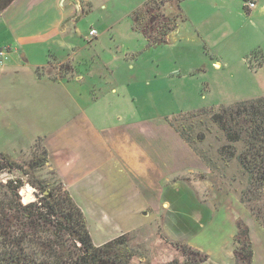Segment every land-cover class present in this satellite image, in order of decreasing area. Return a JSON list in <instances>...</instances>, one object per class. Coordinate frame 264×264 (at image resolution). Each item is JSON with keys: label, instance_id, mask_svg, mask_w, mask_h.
<instances>
[{"label": "crops", "instance_id": "obj_1", "mask_svg": "<svg viewBox=\"0 0 264 264\" xmlns=\"http://www.w3.org/2000/svg\"><path fill=\"white\" fill-rule=\"evenodd\" d=\"M145 1L15 0L2 11L0 49L7 48V55L0 66V135H13L9 139L19 148L32 146L41 138L47 152L46 166L51 165L81 211L92 207V212H103L115 206L131 208V214H135L149 209L152 215H171V223L176 225L186 217L188 235H193L186 236L187 244L213 258H223L231 249L239 219L249 228L252 264H264V233L257 229L253 217L165 120L133 118L130 104L136 95L130 92L129 82L122 77L103 80L99 92L109 85L110 92L117 95L112 99L106 95V101L105 95H99L93 102L89 98L84 102L80 92L69 87L71 81L82 80L79 68L83 64L79 58L92 59L91 53L83 52L96 47L100 39L94 27L89 31H96V37L89 38V34L83 33L79 27L82 17L97 9L118 8L109 18V31L128 20L125 34L141 37L149 47L145 38L133 31L131 20L132 12ZM261 1L241 0L239 11L233 12L240 21L239 32L244 30L249 38L255 30L246 26L241 16L250 19ZM188 2L196 11L190 9ZM224 2L184 0L180 4L185 19L181 24L193 28L205 53L218 51L215 37L221 27L226 26L232 35L236 34ZM248 2L255 7L248 9ZM239 12L243 14L239 16ZM218 14L220 28L218 25L215 29L211 26L210 30H200V25ZM242 43L239 41V47L245 49ZM251 45L247 43L244 56L257 48ZM56 65H68L71 72L55 79L44 75L39 78L35 72ZM84 66L89 73L86 81L94 79V73ZM213 66L221 68L219 62ZM112 103L120 109H111ZM126 106L132 113L129 116ZM186 198L191 205L184 202ZM256 233L260 234L257 242Z\"/></svg>", "mask_w": 264, "mask_h": 264}, {"label": "rangeland", "instance_id": "obj_2", "mask_svg": "<svg viewBox=\"0 0 264 264\" xmlns=\"http://www.w3.org/2000/svg\"><path fill=\"white\" fill-rule=\"evenodd\" d=\"M224 1L226 10L231 13L229 23L231 28L234 27L236 34L232 35L230 30H226V26H220L219 14L213 16L205 25H200L201 31L210 30L211 26L213 29L218 28V25L219 28L221 27L215 37L219 47L218 51H210V53H205L202 48L204 46L200 45L199 37H196L189 24L182 25L180 23L178 30L169 35L166 44L154 45L149 48L146 47L141 37L131 38L125 34L129 25L128 20L121 21L112 32L109 31V18L118 11V8L115 10L113 7H109L105 11L94 10L88 16L82 17L79 27L84 34H89V28L94 27L99 32L100 39L95 43L96 47L88 48L83 52L91 53L92 59L84 58V56L79 58L83 64L79 68V74L83 76L82 80L80 82L71 81L69 87L77 89L84 102L86 98L93 102V99L99 95H109V99H112L117 95L110 92L109 85L103 87L102 92H99L101 82L105 79L110 81L122 77L123 80L131 84L130 92L136 95V100L132 102V105L130 104L133 114L129 111V106H126V114H132L135 119L150 120L152 118L154 121L172 119L177 116L178 120L175 122L177 127L181 128L183 124L193 125L191 133L188 134L186 131L185 133L188 136L191 135L195 152L203 154L214 163L218 172L223 174V177L216 174L223 186L239 199V192L246 187L247 178L242 173L237 161L234 160L226 164L218 156V148L225 144L223 134L209 122L207 116H199L185 121L178 117L179 114L206 108L216 109L222 105L230 106L237 102L264 97V54L262 52L264 51V10L261 11L264 7V0L259 3L260 6L250 19L241 16L246 22V26L255 30L254 35L250 38L244 30L239 32L240 21L235 18V13H233L239 11L241 0ZM188 5L193 12L196 11L193 4L188 2ZM175 13L174 7L166 5L164 8V15L167 17L175 15ZM242 14L239 12V16ZM239 41H243L242 46L245 49L239 47ZM248 42L250 45L253 44L252 48H257L244 56ZM215 62H219L221 68H215L213 66ZM84 64H86L88 72L94 73V79L86 81L89 73L84 70ZM58 70L65 69L64 67L59 68L57 65L50 66L44 68L42 73L48 78H61V73ZM91 83H95V85L92 87ZM107 99L106 96L103 101ZM110 107L115 110L120 109L113 103L110 104ZM202 133L205 134V140L202 143L197 142L195 136ZM0 136V152L10 156L11 159L28 170V176H23L20 172H16L14 175L4 173L0 176L1 181L6 180L7 177L23 179L25 186L21 190L20 196L24 203L35 200V194L39 193L31 186L30 181L42 182L47 187H59L61 181L51 165L33 171L27 168L26 165L31 159L39 155L32 147L34 143L32 146L28 144L24 148H19L9 139L13 135ZM62 186V189L67 190L63 183ZM67 191L69 193V190ZM186 201L188 205H191L188 198L184 199V202ZM131 210V208L114 206L103 212H92V207L83 208L82 211L93 244L99 247L121 235H128L127 248L120 249V245L116 249L121 253L128 251L130 256H134L132 260L127 257L126 264H170L172 261H174L172 264H185L180 253L170 243L187 245L207 255V253L187 244L186 236L193 235H188L189 221L186 217H182L184 218H181L182 222L177 221L176 225L171 223L169 214L152 215L149 209H141L140 213L131 214ZM186 211H188V215L189 209L186 208ZM247 212L249 211L247 210ZM253 220L257 229L264 233V229L254 218ZM174 227L176 229H173ZM259 237L260 234L256 233L254 240L259 241ZM202 240L205 242L207 238ZM27 246L32 254L37 255L38 259H45L46 252L39 246L38 240L30 241ZM230 246L231 249L228 248L227 253L223 254V258H218V256L213 258L207 255L209 262L206 264H234L232 252L235 245L230 243Z\"/></svg>", "mask_w": 264, "mask_h": 264}, {"label": "trees", "instance_id": "obj_3", "mask_svg": "<svg viewBox=\"0 0 264 264\" xmlns=\"http://www.w3.org/2000/svg\"><path fill=\"white\" fill-rule=\"evenodd\" d=\"M14 1L0 0V13ZM183 1L146 0L131 14L133 31L140 33L149 47L166 44L169 35L185 20L180 10ZM166 5L176 9L175 15H164ZM61 67L65 70L58 71L64 78L71 68L68 65ZM42 71H35L39 78L43 77ZM199 116H207L209 122L223 134L225 144L218 148V156L226 164L234 160L238 162L247 178L246 187L239 192V201L264 229V97L178 115L183 121ZM176 117L166 118L165 121L196 151L191 135L188 136L193 125L183 124L179 128L175 124ZM195 139L202 143L205 134H197ZM32 147L39 155L34 156L26 166L31 171L39 170L47 164V152L41 138L36 139ZM197 155L212 173L223 177L210 159L203 154ZM16 172L29 175L23 165L0 152V176ZM30 184L39 193L35 194V200L24 203L20 196L25 186L21 177L0 180V264H126L127 257L134 258L128 251L121 253L116 250L120 245V249L127 246L128 235H121L99 247L93 244L85 215L68 191L62 189L61 182L56 188L37 181H30ZM33 240H38L39 246L46 252L45 259H38L29 251L27 245ZM233 241L234 264H252L249 228L242 220L236 221ZM170 245L180 253L185 264H203L208 260L207 255L187 245Z\"/></svg>", "mask_w": 264, "mask_h": 264}, {"label": "built area", "instance_id": "obj_4", "mask_svg": "<svg viewBox=\"0 0 264 264\" xmlns=\"http://www.w3.org/2000/svg\"><path fill=\"white\" fill-rule=\"evenodd\" d=\"M246 7H247L248 9H252V8L255 7V5H254V3H252V2H248L247 5H246ZM89 37H92V38L96 37V31L91 30V31L89 32ZM5 55H7V48H2V49H0V66L3 65V61H4V57H5Z\"/></svg>", "mask_w": 264, "mask_h": 264}, {"label": "bare ground", "instance_id": "obj_5", "mask_svg": "<svg viewBox=\"0 0 264 264\" xmlns=\"http://www.w3.org/2000/svg\"><path fill=\"white\" fill-rule=\"evenodd\" d=\"M218 68V67H217Z\"/></svg>", "mask_w": 264, "mask_h": 264}]
</instances>
